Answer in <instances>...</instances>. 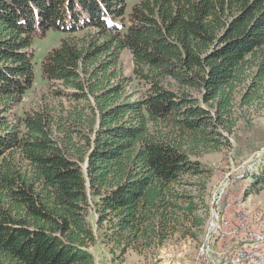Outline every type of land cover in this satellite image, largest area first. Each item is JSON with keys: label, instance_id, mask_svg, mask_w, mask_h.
Returning <instances> with one entry per match:
<instances>
[{"label": "trees", "instance_id": "obj_1", "mask_svg": "<svg viewBox=\"0 0 264 264\" xmlns=\"http://www.w3.org/2000/svg\"><path fill=\"white\" fill-rule=\"evenodd\" d=\"M126 7L0 0V264H95L89 210L118 261L193 239L200 159L264 117V0ZM48 30L62 34L40 64L49 94L13 114ZM248 178L246 195L264 191V161Z\"/></svg>", "mask_w": 264, "mask_h": 264}, {"label": "rangeland", "instance_id": "obj_2", "mask_svg": "<svg viewBox=\"0 0 264 264\" xmlns=\"http://www.w3.org/2000/svg\"><path fill=\"white\" fill-rule=\"evenodd\" d=\"M138 1L140 0H126V10H130ZM61 37L62 34L54 30H48L43 36L36 34L34 37L35 80L11 111L13 114L37 107L43 98L48 96L47 86L40 80L42 78L40 64L47 52L58 46ZM121 60L127 74L130 73L132 63L129 53L124 52ZM7 117L10 119V116ZM229 142L231 144L229 149L204 155L200 159L201 164L211 170V176L207 180L206 191L202 196L204 208L197 213L204 219V224L200 229H192L191 232L195 234L193 239L189 237L182 239L176 234L163 244L156 255L150 252L139 256L129 251L118 261L115 260L114 253L103 243L101 232L96 230L94 213L89 210L88 221L97 236L96 245L91 247L92 254H95V264H198L200 254L207 244L217 208L219 210L226 208L229 217H232L234 209L228 204H232L235 197L239 213L250 216L242 225H245L248 231L258 230L264 224V191L249 192L248 195L245 192L249 183L248 176L264 161V117L257 118L250 128L241 126L235 136L229 137ZM224 182L226 187L221 191ZM241 240L242 238L235 236L222 243L214 242L211 264H226L223 252L230 253L235 247L241 248L244 244ZM263 248L264 245L261 246V249Z\"/></svg>", "mask_w": 264, "mask_h": 264}, {"label": "built area", "instance_id": "obj_3", "mask_svg": "<svg viewBox=\"0 0 264 264\" xmlns=\"http://www.w3.org/2000/svg\"><path fill=\"white\" fill-rule=\"evenodd\" d=\"M226 187L220 188L223 191ZM234 209L232 217L227 212V209L219 210L217 208L215 217L211 223V229L202 253L200 254V262L198 264H211V256L213 254V243H222L230 237L238 236L242 238L244 244L241 248L235 247L230 253L223 252L226 256V264H264V224L258 230H246V220L250 216L244 213H239L237 207V197L232 204H228ZM213 264V263H212Z\"/></svg>", "mask_w": 264, "mask_h": 264}, {"label": "crops", "instance_id": "obj_4", "mask_svg": "<svg viewBox=\"0 0 264 264\" xmlns=\"http://www.w3.org/2000/svg\"><path fill=\"white\" fill-rule=\"evenodd\" d=\"M93 252H94V249H93ZM96 253H97V252H96ZM94 255H95V254L93 253V257H94Z\"/></svg>", "mask_w": 264, "mask_h": 264}, {"label": "bare ground", "instance_id": "obj_5", "mask_svg": "<svg viewBox=\"0 0 264 264\" xmlns=\"http://www.w3.org/2000/svg\"><path fill=\"white\" fill-rule=\"evenodd\" d=\"M203 240H204V238H203ZM201 250H202V248H201ZM200 253H201V251H200Z\"/></svg>", "mask_w": 264, "mask_h": 264}]
</instances>
